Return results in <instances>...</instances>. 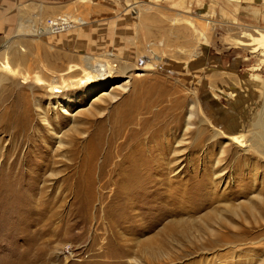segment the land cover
<instances>
[{"label": "rangeland", "instance_id": "obj_1", "mask_svg": "<svg viewBox=\"0 0 264 264\" xmlns=\"http://www.w3.org/2000/svg\"><path fill=\"white\" fill-rule=\"evenodd\" d=\"M133 3L140 4L138 15L147 20L140 26L148 30L144 36L130 13ZM186 17L215 22L203 45L197 33L180 38L188 26ZM73 19L84 22L83 27L78 29ZM254 28H264V0H200L199 5L196 0H0V69L4 62L10 66L0 82V118L5 110L18 106L20 93L25 94L30 118L27 135L31 144L39 146L28 153V166L20 172L15 167L10 174L11 190L0 189V194L16 195L13 206L0 198V264H264L260 130L252 128L254 135L250 130L257 145L248 152L231 140L264 106V50L255 51L263 34ZM89 41L91 49L86 47ZM191 41L202 54L194 69L187 67V54L194 47L189 48ZM73 47L88 49L91 63L112 49L117 59L111 62L127 63L132 71L124 76L113 70L109 83L90 88L91 78L69 79L66 67L44 68L46 54L56 55L62 66L81 65ZM208 67L213 73L211 86L207 77L203 83L208 88L199 95ZM51 81L63 90L59 100L50 101ZM135 81L144 83L143 90L153 84L165 95L157 100L153 114L143 116L167 127L154 134L149 131L145 137H152L157 150L147 149L143 156L149 160L151 151L168 150L153 168L140 173V179L121 185L111 176L107 184L109 177L102 179L98 171L104 150L91 161L90 177L87 158L93 145H83L82 155L73 162L68 141L80 136L87 120L92 133L99 120L116 112L120 101L111 103L108 95L116 92L123 100L121 86ZM231 89L238 91L232 104L217 95ZM184 98L175 112L180 116L172 118L166 110ZM192 105V126L185 132ZM232 105H238V110ZM43 119L50 127L43 129ZM39 135L47 143L40 142ZM12 141L9 133L0 132V163L5 158L6 169L27 149V143ZM20 146L21 156L16 155ZM35 156L44 158L38 167H30ZM0 181L2 187L1 176ZM169 190L181 191L189 199L167 201Z\"/></svg>", "mask_w": 264, "mask_h": 264}, {"label": "bare ground", "instance_id": "obj_2", "mask_svg": "<svg viewBox=\"0 0 264 264\" xmlns=\"http://www.w3.org/2000/svg\"><path fill=\"white\" fill-rule=\"evenodd\" d=\"M178 4L181 7V9L185 10V14H187L188 9L186 7L183 8L184 7L183 2L179 1ZM196 4L199 5L200 0H196ZM132 5L133 6H132L130 13H133L136 16V18H135L136 21L134 22L136 24L135 26L137 27L138 32L144 36V33H148V30H147V28L146 29L144 28L145 30H143L140 28V26L144 21L147 22V20H142L141 17H139V15H138L140 4L134 5V3H133ZM216 10H217V8H216ZM202 11H204V10H202ZM177 15H182V13L180 11H178ZM255 19H256V17H255ZM186 20L188 22V26L185 28L184 36L181 35L180 38H184V37L187 38V35L189 33L190 34L191 33H197L199 35L200 42L203 45L205 40H206V34L213 30L215 22H212L211 20L206 19L204 17H199L198 20H195V21L189 17H186ZM176 21H179V20L175 19L173 22H176ZM83 23L84 22H82L78 19H73V24L76 25L78 29L80 28V26L83 27L82 26ZM63 24H68V23L64 22ZM56 25H58V24H56ZM196 25L198 26V28H196ZM69 29H71V28H69ZM254 30L262 32V34H263V35H261V43L256 47L255 51H257L258 49L264 50V28H254ZM46 31H51V27L46 28ZM17 32L20 33V32H22V30L17 31ZM35 35H38V34H35ZM164 36L166 37V35H164ZM245 36H246V38L251 37L250 35H245ZM78 37H81V35L77 36V38ZM170 41H169V43H170ZM191 44L192 45H190L189 48H191L193 45H194V47H192L191 53L187 54V58L190 61L187 65V67L190 69H194V63L198 62L195 60L198 57H200L199 59H202V57H201L202 54L200 52L201 50L198 51V49H197L198 45L196 43L192 42ZM74 45L75 44H73V46ZM184 45H188V44H184ZM86 47L91 49L90 41L88 42ZM73 48H76V50L80 54L77 60H78V63L81 65H79V66H73V65L64 66L65 65L64 64L62 66L61 64H63V63L57 62L56 55L48 56L46 54V55H44L43 58L46 61L47 66H44V68L45 69L46 68H48V69L53 68L55 70H58L62 67L63 68L66 67L65 71H69L66 73V77H68L69 79L73 80L77 76L81 77L80 81L83 80V78H85V79L91 78V83H90L91 87L90 88H94L93 85H98V84H101L104 82L109 83V81L112 78L111 74H112L113 70L119 69L117 71H119L124 76H126L127 74H129L132 71V66H130L127 63L121 64V62L119 61L120 63L118 62V64H121V65H114L113 62H111L112 60L117 59V56L115 55V53L112 49L104 51L105 54L97 56L95 58V60L91 63L92 57H91V54L89 53L88 49L83 48V47L82 48L81 47H73ZM203 49H205V48H203ZM8 50H10V48L7 47V51ZM84 51H85V53H83ZM179 52L184 53L181 49L179 50ZM205 65H207V64H205ZM2 67L3 68L0 69V72H2V75L0 76V82L1 83L3 82L4 78H6L5 74L10 70V66L7 62L6 63L4 62V65ZM32 67H33V65H32ZM204 67H206V66H203V68ZM2 69H3V71H2ZM77 72H82L83 75L82 76L81 75H75V73H77ZM23 76L25 78L28 77L27 74H24ZM212 76H213V73H212L211 68H209V67L206 68V74H205L203 79L201 78L202 79V81L200 82V90L201 91H200L199 95L202 93V90L205 89V91H206L208 88L207 85L206 86L204 85L203 80H206V78L209 77L208 84L210 85L209 82H210V78ZM49 78H51V77H49ZM192 78L195 79L194 76ZM76 83H78V85H79V81H76ZM143 85H144V83H142V81H135L132 84L126 82L124 85L121 86V90H122L123 95H126V97L123 100L118 98L119 95L116 92L109 94L108 95L109 101L111 103H117L118 101H120L119 107L116 109V112H113V113L109 112L104 117L103 121L99 120L97 122L96 129L93 130L92 133L90 131L91 130V126H90L91 121L87 120L86 122H87L89 127L87 126L83 130L82 133H79L80 136L81 135L84 136L87 134L86 135L87 138L79 139L80 136L79 137L75 136V137H72L69 139V141H68V144H69L68 152H69V155H70L73 162L75 160H77L82 155V151H83L82 146L83 145H85V144H88L90 146H91V144L93 145V152H91L93 154H92V156L89 154L88 155L89 157L87 158L88 160H90V163L86 169V173L88 174V176L91 177V173L94 169V167L93 168L91 167V161H93L95 158L102 155L103 150H104V154L102 156L103 158H102L101 165L98 167V171H99V176L102 179L109 177L107 184L110 183L111 176H114L115 178H117V180H120L118 182H121V185H123V184L126 185L127 182L132 181L134 178H135V180L140 179V173L148 172L151 168H153L154 165H156L157 159L159 158V156L166 155L168 148L163 147L158 154L152 153V151H151L149 160L143 156V153L145 152V150L148 149V151H150L155 147L154 144L152 143V139H151L152 137H150L149 139H148V137L147 138L145 137L146 135H148L149 131L152 130L153 134H154L156 131H158V129L159 130H162V129L165 130L167 128L166 125L161 124L157 120L156 121L153 119L150 120L149 118L143 117V116L148 115V114H153L152 109L154 106H156L155 104L157 103V100H162L165 98V95L163 93L159 92V90L158 91L154 90V88L151 86L153 84L147 85L146 87H148V86L149 87L145 90H143ZM193 85H195V84H193ZM38 86L36 87L37 89H42L41 85H38ZM49 87H50V90H49L50 91V95H49L50 101H51V98L55 99V100H59V97L62 94H64L62 88H60L55 81H51L49 83ZM127 87H130V88L127 89ZM189 92H190V90H189ZM237 92L238 91H235V89H231V91H228L227 93H223V92L221 93V91H218L217 95L219 97L224 96L226 102L229 104H232V103H230V101L233 100L237 96ZM196 94L197 93H195V91H194L193 95L196 96V99L198 101H200V97L198 98ZM63 97H65V96H63ZM204 98H206V97H204ZM16 100H17L18 106H16V107L13 106L9 110L8 109L5 110L6 112H4L3 113L4 115H2V117L0 118V132L5 133V134L9 133L10 137L13 141H15V140H18V142L20 141V143H19L20 145L27 143V149L19 161H17V157H14L13 160H11L9 162L8 169L5 168L6 167L5 165L7 163L5 158L0 163V176L2 179V183H1L2 187H0L1 190H3L2 188L5 189V187L10 189L13 186V179L11 180L9 178L10 174L14 171L15 167H18V169H19L18 171L20 172L21 171L20 169L22 167H24L25 165L28 166V163H27L28 155L32 154L33 151L39 147V146H36L34 144H31L32 137L27 135V129L29 128V125H30V118H29V113H28L29 107L27 104V97L25 94L20 93L17 96ZM212 101H214V100H212ZM184 102H185V98L182 99V101L175 100L173 102V105H171V107L169 109H167L166 111L171 115L172 118L173 117L176 118L179 114L175 115V112L179 109L180 104L182 105V103H184ZM216 105H217V100H216ZM193 106L194 105L191 106L189 116H188L187 121L185 123V132L188 131L190 129V127L192 126L191 122H192V118H193V113H192L193 108H194ZM237 106L238 105H234V106L232 105L234 110H236L238 108ZM61 110L65 111L66 113L68 112V110L63 108V107L61 108ZM6 115H7V117H6ZM263 115H264V106H260L258 109V112H256V114L250 115V122L247 125L246 130L241 135L231 138L232 142L242 146L239 148L243 149L244 152H248L249 150L254 149L255 145H257L255 142H253V139H251L252 136L250 135V130H252V128L255 127V129L257 128L260 130L258 132V135L260 137L261 142H263V145H260V144L259 145L261 146V148L263 150H260L259 153L264 156ZM157 117H162V115H157ZM4 119H6V120L4 121ZM43 122H44V124H42V127H43V129H45V127L48 125V119H43ZM45 122L47 124H45ZM169 124H171L172 128H177L174 122H170ZM252 134L254 135L253 130H252ZM219 135H220L219 133L216 134V136H219ZM35 137H36V135L34 134V138ZM37 138L40 140V142L47 143L46 137L39 135V136H37ZM60 145H62V144H61V139L59 138V148L62 147V146L60 147ZM103 147L105 149H103ZM21 148H22V146H20L19 149L17 148L16 155H18L20 153ZM156 150H157V148H156ZM10 151H11V149H10ZM84 155H86V154H84ZM6 158H7V156H6ZM43 158H44V156H42V157L41 156H35V159L32 161L33 163H31L30 167L32 165L37 166L39 163L42 162V161L40 162V160ZM50 162H51V160H50ZM112 165H114V166H112ZM111 166L113 168H111ZM45 168H47V167H45ZM160 171H161V169H160ZM96 172H97V170H96ZM142 183L143 182H141V184ZM134 186H136V185H134ZM141 186L142 185H140V187ZM184 189H185V187H184ZM4 192H6V191H4ZM182 193H181V191L177 192V191H170L169 190L167 192L165 198L167 201H169L173 198L178 197V198H180L181 201L185 202L186 200H184L183 198L186 196ZM14 196L16 197V195H14ZM1 197H2V199H5V201H6L5 203H7L8 206H13V203H11L13 196L11 197L10 194L3 193V194H0V198ZM15 197H13V198H15ZM186 198L189 199V197H186ZM179 204H182V202H180Z\"/></svg>", "mask_w": 264, "mask_h": 264}]
</instances>
